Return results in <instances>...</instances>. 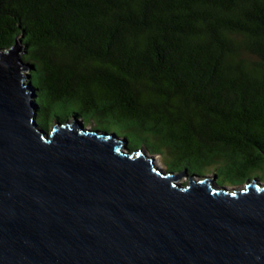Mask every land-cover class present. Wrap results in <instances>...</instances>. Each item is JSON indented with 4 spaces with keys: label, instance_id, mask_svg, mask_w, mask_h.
<instances>
[{
    "label": "trees",
    "instance_id": "1",
    "mask_svg": "<svg viewBox=\"0 0 264 264\" xmlns=\"http://www.w3.org/2000/svg\"><path fill=\"white\" fill-rule=\"evenodd\" d=\"M35 122L144 147L218 186L264 180V0H0Z\"/></svg>",
    "mask_w": 264,
    "mask_h": 264
},
{
    "label": "water",
    "instance_id": "2",
    "mask_svg": "<svg viewBox=\"0 0 264 264\" xmlns=\"http://www.w3.org/2000/svg\"><path fill=\"white\" fill-rule=\"evenodd\" d=\"M22 56L0 51V264H264L263 185L164 172L78 120L41 130Z\"/></svg>",
    "mask_w": 264,
    "mask_h": 264
},
{
    "label": "rangeland",
    "instance_id": "3",
    "mask_svg": "<svg viewBox=\"0 0 264 264\" xmlns=\"http://www.w3.org/2000/svg\"><path fill=\"white\" fill-rule=\"evenodd\" d=\"M71 121H73L72 118L67 120V121H65V122L70 123ZM55 125H56V122H54L52 124L51 128L53 126H55ZM85 129H91V127H85ZM137 150H141L143 155L146 158L152 159V162L155 164L156 167L162 169L164 172H167L166 168L163 166L162 159L158 155H154V154L148 153L147 150L144 147H141V148H139ZM191 177L194 180H200V179H202V177H207L208 179L214 181L213 185H214V187L216 189H225L228 192H233V191H236V190L244 189L247 184H251L252 182H255V183H258L259 185H263L264 186V180L260 181L259 179H251V180H249V181H247V182H245V183H243L242 185H239V186H228V185L218 186L217 184H215V180L216 179H215L214 172H212L210 169L207 172H205L203 175H201V176L192 175ZM176 183H178L179 185L185 186V185H187L189 183V178H188V176H185V177L179 179L178 181H176Z\"/></svg>",
    "mask_w": 264,
    "mask_h": 264
}]
</instances>
